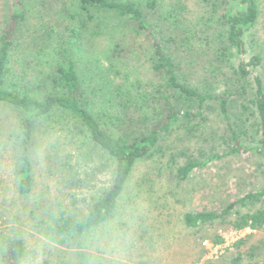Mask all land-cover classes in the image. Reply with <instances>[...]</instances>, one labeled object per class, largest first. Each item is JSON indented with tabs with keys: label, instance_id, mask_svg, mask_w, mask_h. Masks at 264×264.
I'll use <instances>...</instances> for the list:
<instances>
[{
	"label": "rangeland",
	"instance_id": "obj_1",
	"mask_svg": "<svg viewBox=\"0 0 264 264\" xmlns=\"http://www.w3.org/2000/svg\"><path fill=\"white\" fill-rule=\"evenodd\" d=\"M49 1L22 0L26 18L12 54L14 70L36 84L41 71L49 67L50 56L58 53L61 39L79 37L80 47H83L76 51V57L80 58L79 64L88 83L94 86L102 82L99 80L102 71L112 84L122 85L124 91L131 90L132 97L123 99L128 103L125 115L133 119L135 127L142 125L140 121L149 124L147 116L152 117L155 112L138 101L136 95L143 89L153 92L160 86L155 88L154 84H161L162 78L152 69L151 46L146 36L130 29L119 16L106 12L81 29L75 0ZM136 1L144 7L148 2ZM158 2L165 8L178 5L189 25L198 32L189 48L174 50L175 60L186 73L184 79L207 93H228L229 98L232 93L230 123L235 127L238 116L243 114L247 127L246 133L240 135L242 145L260 144V134L254 128L256 118L252 116L247 121L248 112L245 114L242 104L255 94L254 76L260 75L264 81V0H260L258 23L244 37L246 51L233 50L230 60L237 68L241 61L248 62L254 54L262 58V64L252 68L245 84L246 98L239 96V76L234 69L226 62H220L222 68L217 69L215 60L220 19L223 13L240 9V4L234 0L219 5H214L221 2L216 0ZM10 6L7 0H0V34ZM148 10L151 14L149 6ZM73 29L79 30L76 36ZM116 41H121L122 48L113 55ZM55 45L56 51L52 49ZM41 49L42 54L35 56ZM221 72L226 75L221 76ZM139 107L142 110H134ZM144 113L146 116H142ZM203 115L175 127L165 140L170 148L164 156L156 154L139 162L114 216L82 237L80 246L68 248L51 240L38 228L31 209L57 199L64 201L72 216L81 219L93 197L110 185L113 164L101 151L80 140L76 143L67 128L61 129V118L56 117L37 128L31 152L34 188L30 195H20L17 168L21 113L0 105V257L3 237L17 235L25 242V264H264V226L237 230L230 223L237 213L264 210V196L238 202L230 215L197 227H189L184 222L187 212L221 213L245 195L264 189V155L252 148L231 151L235 143L229 121L222 115L217 100L206 101ZM130 129L135 128L131 125ZM215 154L219 156L191 171L186 178L178 177V167L187 157L206 161ZM65 161L71 166L69 172H61V162ZM65 178L70 180L63 182ZM217 236L223 241L215 242ZM241 239L245 242L237 246ZM204 241H208V245H204Z\"/></svg>",
	"mask_w": 264,
	"mask_h": 264
},
{
	"label": "trees",
	"instance_id": "obj_2",
	"mask_svg": "<svg viewBox=\"0 0 264 264\" xmlns=\"http://www.w3.org/2000/svg\"><path fill=\"white\" fill-rule=\"evenodd\" d=\"M7 1L11 5L10 14L0 34V105L10 106L21 113L20 162L17 168L18 192L22 196L32 193L35 180L31 152L36 131L42 122H50L56 117L61 118V129L67 128L73 134L72 137L75 138L76 143L80 140L82 144L101 151L113 164L110 185L93 197L88 211L81 219L72 216L70 208L64 201L57 199L51 200V198L49 203L38 204L33 210L31 209V217L37 222L38 228L45 231V234L59 245L68 248L78 247L82 244V237L108 222L118 208L119 200L136 165L156 154L164 156L170 148L165 143L167 136L183 121L189 123L196 118H202L203 105L207 100H217L222 115L229 121V131L235 143L232 152H243L252 148L264 155V81L262 77L254 76L257 86L255 94L247 100L246 104H242L245 114L248 112L247 121L249 117L256 118L254 128L260 134V144L244 147L240 138L241 134L246 133L247 128L242 118L243 114L238 116L235 127L232 122L230 123L233 94L231 93L229 98L228 93L212 94L202 91L200 87L184 79L186 73L181 69L180 62L174 58V50L179 47L189 48V44H192L196 37L194 35L198 33L181 14L178 5L165 8L158 5V0H148L145 7L136 0H75L76 15L80 18L81 29L88 27L87 23L94 18L97 19V16L102 15L100 13H113L124 20L125 25L130 29L146 36L150 42L152 69L162 78V83H155V88L160 86L153 92L143 89L136 95L137 100L146 104L155 114H152V117L147 116V120L150 119L149 124L140 121L142 125L135 127L133 119L125 115L128 103L127 100H123L132 97L131 90L124 91L122 85L112 84L104 77L102 71L101 75L99 74V80L102 82H97L94 86L88 83L84 69L82 70L79 64L80 58L76 57V51L83 47H80L82 44L79 37L76 40L73 37H69L67 41L61 39L58 53L50 56V65L41 71L36 84H31L25 76L15 71L12 65V54L26 15L22 9L24 5L22 0ZM216 1L221 2L214 5L225 4L230 0ZM234 1L238 2L241 8L223 13L220 19V35L216 37L215 60L218 62L217 69L222 68L220 62L222 64L226 62L234 69V73L239 76V96L246 98L248 90L245 84H248L252 68L262 64V58L259 54H254L248 62L241 61L237 68L230 60L231 55L234 54L233 50L238 53L246 51L244 37L246 32L258 23L261 5L260 0ZM148 6L151 14L149 10L147 11ZM72 31L75 36L79 33L76 29ZM56 48L55 45L52 49L56 51ZM120 48H122L121 41H116L113 55ZM42 52L43 49L35 56H40ZM220 75L226 74L221 72ZM140 107L134 110H142ZM131 125L135 129L131 130ZM218 156L215 154L206 161H199L193 156L187 157L178 167V177L186 178L191 171ZM67 165L69 162H61V172L70 171L71 166ZM67 180L70 179L65 178L63 182ZM262 196H264V189L249 193L241 200L233 202L221 213L204 210L187 212L184 215V222L189 227H197L201 223L230 215L238 202L247 199L257 200ZM230 223L237 230L247 227L260 229L264 226V210L237 213ZM214 240L218 243L223 241L220 236ZM244 242L245 240L241 239L236 245L240 246ZM1 251V264H25L26 246L20 236L3 237Z\"/></svg>",
	"mask_w": 264,
	"mask_h": 264
},
{
	"label": "built area",
	"instance_id": "obj_3",
	"mask_svg": "<svg viewBox=\"0 0 264 264\" xmlns=\"http://www.w3.org/2000/svg\"><path fill=\"white\" fill-rule=\"evenodd\" d=\"M204 245H208V241H204Z\"/></svg>",
	"mask_w": 264,
	"mask_h": 264
}]
</instances>
